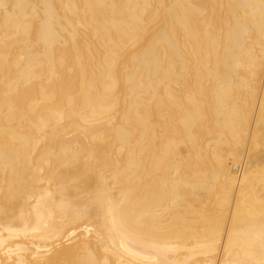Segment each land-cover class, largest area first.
Masks as SVG:
<instances>
[{
    "label": "bare ground",
    "instance_id": "1",
    "mask_svg": "<svg viewBox=\"0 0 264 264\" xmlns=\"http://www.w3.org/2000/svg\"><path fill=\"white\" fill-rule=\"evenodd\" d=\"M0 264H264V0H0Z\"/></svg>",
    "mask_w": 264,
    "mask_h": 264
}]
</instances>
